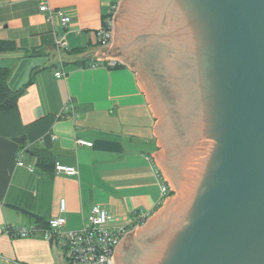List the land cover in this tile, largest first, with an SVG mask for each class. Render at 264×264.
<instances>
[{
	"label": "water",
	"instance_id": "water-1",
	"mask_svg": "<svg viewBox=\"0 0 264 264\" xmlns=\"http://www.w3.org/2000/svg\"><path fill=\"white\" fill-rule=\"evenodd\" d=\"M111 26L171 187L112 264H264V0H118Z\"/></svg>",
	"mask_w": 264,
	"mask_h": 264
},
{
	"label": "crops",
	"instance_id": "crops-1",
	"mask_svg": "<svg viewBox=\"0 0 264 264\" xmlns=\"http://www.w3.org/2000/svg\"><path fill=\"white\" fill-rule=\"evenodd\" d=\"M114 1L48 0L70 16L65 27L48 18L40 0H0V41L15 43L0 51V69L19 93L17 106L0 112V260L6 263L63 262L61 248L39 234L3 231L6 224L43 225L60 214L61 199L67 229L81 228L94 205L121 223L140 210L147 214L137 226L143 229L170 196L161 190L159 120L148 94L131 67L104 61L101 53L113 45L96 42L104 21L112 23ZM62 36L67 47L57 44ZM70 100L74 108L65 110ZM56 161L77 166L79 174H56Z\"/></svg>",
	"mask_w": 264,
	"mask_h": 264
},
{
	"label": "built area",
	"instance_id": "built-area-1",
	"mask_svg": "<svg viewBox=\"0 0 264 264\" xmlns=\"http://www.w3.org/2000/svg\"><path fill=\"white\" fill-rule=\"evenodd\" d=\"M40 9L47 13L48 18L54 20L58 18L63 26H67L70 22V16L61 8L51 7L48 0H40ZM112 39V26L103 27L97 31L96 42L98 44H108ZM58 46L67 47L68 41L62 36L57 39ZM118 63L113 62L115 66ZM65 74L64 71H57V76ZM74 108L70 100L65 105V110ZM57 136L55 135L54 138ZM78 144L92 145L91 141L83 138L77 139ZM25 149L17 154V163L24 165L23 155ZM56 174L78 175L77 166L67 165L60 161L54 164ZM158 174L162 176L161 190L163 196L167 197L171 194V187L165 176L158 170ZM164 197V198H165ZM66 200L61 199L60 214L50 218L46 225L34 224L30 227L21 226H3V231L14 237H34L39 234L42 238L56 243L63 251V262L61 264H112L114 253L121 240L128 231L136 225L143 224L147 219V214L140 210L133 213V219L130 223L117 222L110 211L102 205H94L91 213L84 221L81 228L67 229L66 217L63 215L66 211Z\"/></svg>",
	"mask_w": 264,
	"mask_h": 264
},
{
	"label": "trees",
	"instance_id": "trees-1",
	"mask_svg": "<svg viewBox=\"0 0 264 264\" xmlns=\"http://www.w3.org/2000/svg\"><path fill=\"white\" fill-rule=\"evenodd\" d=\"M115 3L117 0L114 1ZM104 26L109 27V20L104 21ZM15 43L12 41H0V51H9L13 49ZM124 66L120 63L115 65V67ZM8 76L9 72L6 69H0V112L14 108L17 106L19 93L17 91H13L8 85ZM43 225H46L44 223Z\"/></svg>",
	"mask_w": 264,
	"mask_h": 264
},
{
	"label": "rangeland",
	"instance_id": "rangeland-1",
	"mask_svg": "<svg viewBox=\"0 0 264 264\" xmlns=\"http://www.w3.org/2000/svg\"><path fill=\"white\" fill-rule=\"evenodd\" d=\"M152 105H153V103H152ZM158 120H159V122H160L162 119L158 118ZM175 193H176V192H174L173 195H172L171 197H173V196L175 195ZM170 195H171V194H170ZM168 196H169V195H168ZM168 196H167V197H168ZM169 197H170V196H169ZM142 227H145V226H142Z\"/></svg>",
	"mask_w": 264,
	"mask_h": 264
}]
</instances>
